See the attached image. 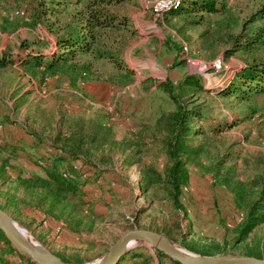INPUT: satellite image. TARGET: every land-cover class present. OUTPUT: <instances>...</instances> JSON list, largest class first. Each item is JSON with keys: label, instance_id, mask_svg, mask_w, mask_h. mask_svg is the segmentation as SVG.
Wrapping results in <instances>:
<instances>
[{"label": "rangeland", "instance_id": "1", "mask_svg": "<svg viewBox=\"0 0 264 264\" xmlns=\"http://www.w3.org/2000/svg\"><path fill=\"white\" fill-rule=\"evenodd\" d=\"M41 1L0 0V52L15 54L23 41L49 54L57 50L58 18L41 13L45 16L37 20L38 11L50 3L41 6ZM156 1L125 0L118 6L115 12L126 19L128 30L113 34L116 41L109 43L120 55L79 54L80 74L43 73V67H25L17 57L0 70V163L8 160L0 175V204L46 250L70 262L102 258L133 228L161 233L187 250L186 245L218 246L222 254L264 255V223L239 238L236 226L245 212L235 208L240 189L264 175V95L252 100L218 96L253 55L264 58L262 48L227 54L235 47L229 34L239 33L264 9V0H218L219 11L205 13L207 23L197 27L188 24L193 16H157ZM230 17L240 28L223 27ZM247 27L242 31L248 34L264 27V18ZM209 29L214 37L203 34ZM32 49L21 51L26 55ZM192 76L208 92L190 93L189 105L201 104L208 121L223 127L214 134L203 124L206 133L196 137L194 145L203 143V150L188 163L185 210L177 215L157 185L143 190V170L164 166L158 120L175 106L164 85L175 87ZM69 149L79 151L72 156ZM58 156L66 157L63 166L73 165L82 174L85 195L79 202L70 194L50 214L49 202L19 184V175L45 176L43 166ZM147 256L159 260L153 247L139 242L118 264H140Z\"/></svg>", "mask_w": 264, "mask_h": 264}, {"label": "trees", "instance_id": "2", "mask_svg": "<svg viewBox=\"0 0 264 264\" xmlns=\"http://www.w3.org/2000/svg\"><path fill=\"white\" fill-rule=\"evenodd\" d=\"M49 2L46 4L47 7H43V11H38L37 20L50 13L58 18L57 24L59 25L55 29L57 50L49 54L23 41L15 54L10 49L0 52V70L15 64L14 58L17 57L23 61L21 64L25 67L29 66L35 69L43 67V73L54 75L72 70L73 73L80 74L84 66L76 60V56L79 54L91 55L98 59L120 55L121 50L117 47L112 49L109 42L111 40L116 41V38L112 36L113 34L120 32L121 29L128 30L126 19L115 12V9L121 6L125 0H50ZM217 4L218 0H186L181 7L172 9L166 14L171 15L170 19L180 16L183 18L193 16L188 24L197 27L207 23L205 13L210 15L219 11ZM40 5L44 6L45 0H42ZM69 6L72 8L71 12H69ZM41 13L45 15H41ZM61 17L66 19L61 21L59 19ZM263 18L264 9L257 11L242 26L238 20L233 17L229 18L226 26L223 27L232 28L236 26L240 28L241 26L242 28L237 34H229L235 47L227 51L228 55H232L238 50L250 54L256 49L262 48L264 50V27L249 34L247 31H242L247 30L248 23H255ZM50 28L53 30V25H50ZM203 34H211L213 37L216 35L215 33L212 34L210 29ZM214 40L215 38L211 39V44ZM30 48H33L30 53L22 54V49L29 50ZM164 89L175 103L174 109L160 116L158 120L161 133H163L161 142L164 148V166L160 169L156 165L150 168L145 167L142 188L147 191L149 187L157 185V192L160 197L172 206L175 214L180 215L185 210L182 201L183 188L190 180L188 163L192 158L201 154L203 150V143L194 145L196 137H201L206 133L204 125L209 126V131L214 134H218L223 126L218 127L213 122H209L210 118L201 104L189 105L194 100L192 96H189L190 93L208 92L197 77H188L175 87L166 83ZM261 95H264V58H258L255 55L246 62V66L236 74L230 84L218 92L220 97L236 96L242 100H252ZM79 145L77 144V147ZM0 146L4 148L3 145ZM77 151L79 149L76 151L69 149L67 153L76 156ZM65 160V156H58L53 159L52 163L43 166L45 176L24 177L19 175V184L32 193L38 194L40 200L49 202L50 206L47 211L50 214H53L54 211L52 206L66 199L70 194L78 197L79 202L85 195L80 188L82 174L73 165L63 166ZM7 162L6 159L0 163V175L3 177ZM100 174V171L95 170L97 177ZM12 198L7 195L8 200ZM235 200V208L245 212L244 221L236 226L239 238L244 239L254 228L264 223V175L253 177L248 188L243 186ZM82 202L83 204L87 203L86 201ZM0 207L4 210L7 209L1 204ZM186 247L202 255L222 254L218 246H213L212 249H198L190 245H186ZM157 254L159 257L157 263L153 262L150 256H147L143 258L140 264H180L159 251ZM242 255L264 258V255L257 251H248ZM57 256L66 262H70L61 255ZM0 264L36 263L14 248L0 230Z\"/></svg>", "mask_w": 264, "mask_h": 264}, {"label": "water", "instance_id": "3", "mask_svg": "<svg viewBox=\"0 0 264 264\" xmlns=\"http://www.w3.org/2000/svg\"><path fill=\"white\" fill-rule=\"evenodd\" d=\"M0 230L5 234L14 248L29 257L36 264H85L66 262L54 253L46 250L41 244L37 247L13 217L0 207ZM146 243L155 250L180 264H264V258L248 255L216 254L202 255L176 245L167 236L146 229L133 228L125 231L110 246L105 255L86 264H118L132 249L131 244Z\"/></svg>", "mask_w": 264, "mask_h": 264}, {"label": "built area", "instance_id": "4", "mask_svg": "<svg viewBox=\"0 0 264 264\" xmlns=\"http://www.w3.org/2000/svg\"><path fill=\"white\" fill-rule=\"evenodd\" d=\"M186 0H158L154 4V12L157 16L163 17L168 11L181 7ZM183 52L188 53V46L184 42Z\"/></svg>", "mask_w": 264, "mask_h": 264}, {"label": "bare ground", "instance_id": "5", "mask_svg": "<svg viewBox=\"0 0 264 264\" xmlns=\"http://www.w3.org/2000/svg\"><path fill=\"white\" fill-rule=\"evenodd\" d=\"M25 230V229H24ZM26 231V230H25ZM26 234L28 235V237L32 240V242L37 246V247H41L40 243L35 240L33 238V236H31L27 231H26ZM136 244V243H135ZM135 244H131L130 247H134Z\"/></svg>", "mask_w": 264, "mask_h": 264}]
</instances>
